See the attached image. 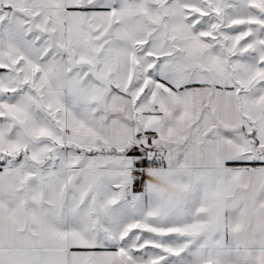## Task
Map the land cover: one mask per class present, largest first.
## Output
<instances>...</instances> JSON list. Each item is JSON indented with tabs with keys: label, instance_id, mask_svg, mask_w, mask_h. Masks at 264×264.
Instances as JSON below:
<instances>
[{
	"label": "snow or ice",
	"instance_id": "6c2138e0",
	"mask_svg": "<svg viewBox=\"0 0 264 264\" xmlns=\"http://www.w3.org/2000/svg\"><path fill=\"white\" fill-rule=\"evenodd\" d=\"M0 264H264V0H0Z\"/></svg>",
	"mask_w": 264,
	"mask_h": 264
}]
</instances>
